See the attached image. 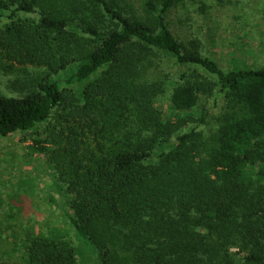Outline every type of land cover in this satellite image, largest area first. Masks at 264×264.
Wrapping results in <instances>:
<instances>
[{
    "label": "trees",
    "instance_id": "1",
    "mask_svg": "<svg viewBox=\"0 0 264 264\" xmlns=\"http://www.w3.org/2000/svg\"><path fill=\"white\" fill-rule=\"evenodd\" d=\"M52 2L60 11L0 0V67L47 69L22 96L0 91V136L32 129L62 104L87 118L89 143L67 127L53 153L71 225L94 261L264 264V62L224 68L197 39L174 34L169 13L203 0ZM72 62L75 70L59 73ZM168 84L172 115L157 105ZM216 86L223 103L213 126L182 131L205 123L181 113ZM21 223V256L0 264H79L68 230Z\"/></svg>",
    "mask_w": 264,
    "mask_h": 264
},
{
    "label": "rangeland",
    "instance_id": "2",
    "mask_svg": "<svg viewBox=\"0 0 264 264\" xmlns=\"http://www.w3.org/2000/svg\"><path fill=\"white\" fill-rule=\"evenodd\" d=\"M38 1L48 3L55 12L60 11V7L53 5L52 0ZM126 3L139 5L138 0H126ZM132 9L135 10L134 7ZM137 12L144 14L142 9ZM21 15L37 16L35 13ZM168 20L175 35L185 40L197 39L199 51L213 57L224 68L244 64L258 66L264 62V0H203L201 3H187L173 9ZM3 61L10 62L4 57ZM73 70L75 64L72 62L59 73L65 75ZM196 70L214 79L202 69ZM45 72L47 69L34 65H15L8 71L0 67V91L7 96H22L27 92L24 87L44 76ZM59 73L51 76L59 77ZM170 78L177 79V76L173 73ZM89 81L74 85L62 83V88L79 89ZM217 89L216 86L211 96L200 93L197 107L181 113L182 117L193 114L195 119L204 115L205 123H188L182 131L192 126H196L197 130L209 131L223 103ZM171 91L172 87L168 84L157 100L158 107L169 115H172L168 112ZM69 111L64 109L63 104L59 105L45 121L32 129L0 136V262L16 261L23 252V233L22 228H16L17 217V220H22L21 225H26L24 230L35 228L44 233L58 228L68 230V237L77 250L79 264H97L93 258V248L77 235L71 225L69 199L63 193L55 168L53 151L58 145L53 140L57 138L59 141L62 135L58 132L60 129L66 135V128H73L72 136L77 134L78 138H85V145L92 137L87 118ZM40 146L47 147V151L38 150ZM10 215H14V218Z\"/></svg>",
    "mask_w": 264,
    "mask_h": 264
}]
</instances>
